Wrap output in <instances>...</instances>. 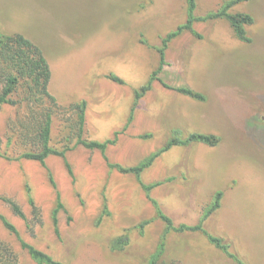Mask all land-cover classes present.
<instances>
[{
  "label": "rangeland",
  "instance_id": "1",
  "mask_svg": "<svg viewBox=\"0 0 264 264\" xmlns=\"http://www.w3.org/2000/svg\"><path fill=\"white\" fill-rule=\"evenodd\" d=\"M225 1L197 0L195 15L216 11ZM232 12L254 18L247 27L250 43L239 41L225 20L195 23L201 38L186 31L169 43L166 65L136 107L150 113L142 122L166 124L145 139L164 136L168 141L173 125L183 137L216 135L219 145L173 147L143 174L142 182H160L150 196L175 226L197 225L214 196L231 188L234 194L223 212V231L219 232L214 214L205 228L213 235L222 233L246 254L247 264H264V0L236 5ZM186 19V0H0V26L7 33L24 34L47 54L52 90L59 93L56 97L65 109L85 101L86 95L92 100L87 101L89 109L99 103L92 93L107 87L110 75L135 85L134 92L145 85L159 67L162 39ZM180 87L201 93L205 100L178 93L175 89ZM109 92L110 106L100 107L102 111L116 103ZM12 99L17 103L0 109V215L26 242L65 264H147L165 224L133 176L115 170L103 182L96 174L89 181L80 178L62 199L59 234L44 206L40 219L34 216L25 172L29 160L19 157L40 152L33 146L38 124L23 86ZM73 115L70 111L54 115L52 147L66 145L67 119ZM95 156L90 154L91 164ZM6 198L19 205L25 219L14 213ZM145 220L149 223L140 229ZM127 230L130 245L113 251L112 241ZM0 240L13 248L18 264H38L1 219ZM167 240L164 264L170 260L234 264L201 233H171Z\"/></svg>",
  "mask_w": 264,
  "mask_h": 264
},
{
  "label": "trees",
  "instance_id": "2",
  "mask_svg": "<svg viewBox=\"0 0 264 264\" xmlns=\"http://www.w3.org/2000/svg\"><path fill=\"white\" fill-rule=\"evenodd\" d=\"M250 0H226L224 4L216 11L210 12L202 17H197L195 11L197 8V0H186L187 4V19L185 24L179 26L175 31L169 33L162 39V45L158 48L160 57L159 67L153 72L149 81L136 89L134 92L135 103L132 112L136 110L139 101L152 89L153 82L157 80L158 74L162 71L166 65V50L169 43L182 35L184 32L189 31L196 35L198 38L201 36L195 32L193 26L197 22H208L215 20L227 21L237 39L243 43H250L251 39L248 36L247 27L254 23V18L247 13H234L232 8L236 5L248 2ZM108 78L118 84H125L124 80L115 75H110ZM52 79V71L47 58V54L31 39L22 33H7L0 26V109L3 105L11 104L14 105L17 102L12 99V96L23 86L26 96L29 98L28 101L31 104V112L34 115L37 132L36 137L33 139V146L40 149V152H28L23 154L19 159L32 160L46 164V159L51 156H59L66 159V154L69 151L74 150L77 146H83L89 150H99L104 155L108 166L111 170H117L122 174H133L137 177L141 183L142 188L147 193L150 200L153 202L157 218L162 220L165 224V230L160 237L159 243L155 252L148 259L147 264H164L165 255L167 251V239L169 234L185 233V232H198L206 236L210 244L215 248L222 251L228 258L232 259L235 264H245L241 258L231 252V247L225 239L217 237L211 234L206 228L205 223L210 216L216 212L224 199V192L219 191L213 199V202L205 209L200 222L195 226L180 225L175 226L172 219L168 217L161 209L157 201L153 200L150 196L151 191L160 185V182L151 185H146L142 182V174L149 169L153 163L163 153L169 151L173 147L177 146H189L191 144H204L210 147H217L220 143V138L213 134L204 133H192L187 137H183L179 131H175L172 138L166 143V145L152 154L150 157L144 159L138 165L133 167H123L118 164H112L106 157V150L108 146L114 145L117 141L118 133L116 138L108 140L106 142L93 141L85 137V116L87 110L86 101L71 103L68 109L61 107L58 100L50 93L49 86ZM164 86L168 87L164 84ZM178 93L187 97L193 98L197 101H204L205 97L191 88L180 87L175 89ZM32 103L35 105H32ZM35 108V109H34ZM38 108V109H37ZM41 108V109H40ZM37 109V110H36ZM58 111H70L74 115L70 121V125L67 126L68 133L65 141L66 145L62 149L54 148L51 146L52 136V122L54 115ZM132 119V117H131ZM152 135H146L144 138ZM66 166L71 174H73L70 164L66 161ZM51 181L55 186V182L51 177ZM29 203L33 209L35 217L40 219V208L37 207L33 199L31 190L27 187ZM13 209L14 213L21 218L25 219V215L22 212L19 205L11 199H4ZM64 209V205L61 201V197L58 194L57 204L53 211V222L56 227V233L59 234L58 229V214L60 210ZM105 211L107 207L105 206ZM6 229L16 235L21 243L22 249L26 250L30 257L38 264H65L62 261L56 260L46 252L36 248L34 245L26 242L20 235L17 227L11 223L5 216L0 215ZM149 222H144L139 226L140 229H144ZM131 238L129 230L123 235L116 237L112 241L111 249L113 251H123L128 245H130ZM2 253V254H1ZM2 255V256H1ZM18 256L13 248L0 240V264H18ZM170 264H180L177 260H170Z\"/></svg>",
  "mask_w": 264,
  "mask_h": 264
},
{
  "label": "crops",
  "instance_id": "3",
  "mask_svg": "<svg viewBox=\"0 0 264 264\" xmlns=\"http://www.w3.org/2000/svg\"><path fill=\"white\" fill-rule=\"evenodd\" d=\"M53 81L51 79L49 91L58 100L56 95H58L59 93L52 90ZM124 82L125 84H118L111 80L107 81L105 83L107 87L97 89L94 91V94L92 93V95L96 97L99 103H97L96 105L93 104V107H91V109H89L87 106L84 135L86 138L93 141L106 142L108 140L115 139L116 134L118 133L116 143L114 145L108 146L105 155L108 158V161L112 164H118L123 167H133L138 165L144 159L150 157L152 154L156 153L160 149H162L166 145V143L172 138L173 135L171 133L172 136L168 141H166L164 136L158 139L156 137L154 139L144 138L146 135L155 136L156 135L155 130H158L159 128L162 129L163 127L166 128V124L163 125V122L160 123L158 122L160 125H157V122L152 120L142 122L143 118H149L150 113L141 112L139 110H135L134 112H132L135 103V96H134V88L131 87H134L135 85L129 86V84H126L125 80ZM109 89H110L109 94H111L110 97L115 96L116 103L114 105H111V108H109L107 111H102L100 107L105 108L107 105H109L108 103L109 98L108 100H106ZM125 90H128L129 93H127ZM123 95L127 96L128 98H125ZM84 100L86 101V103L87 101L92 103V100H90L87 95L85 96ZM81 101L82 100L75 102H81ZM58 102L60 103L59 100ZM122 104L124 106L121 107ZM108 121H110L111 123L108 124ZM164 123H166V121H164ZM171 127L175 128L174 132L179 131L180 133H182L181 130H178L179 129L178 126L174 127L173 125H171ZM179 147H186V146H179ZM92 152L96 155L94 157L95 164H91L92 162H90L89 159L90 154H92ZM66 161L70 164L73 174L69 172L66 166ZM28 162L29 164L26 165L25 168V172L27 175V182H28L27 186L31 190L35 204L37 205V207L40 208V210L42 209L43 206L45 207L44 211L51 218L53 225H54L53 211L57 204L58 194L60 195L62 201L64 196L71 193L72 190L70 189V187L75 186L76 182L79 181L80 178L85 181H89L88 179H92L93 178L92 175L96 174L98 175L97 179L100 182H103L106 179L105 176L108 175L110 171H115L110 169V167L108 166V162L106 161L101 151L89 150L83 146H77L74 150L69 151L66 154V159L59 156L51 155L46 159L45 165L41 164L40 162L32 161V160H29ZM155 163L156 161L153 163V165ZM118 173L122 174L120 172ZM127 175L137 178L133 174H127ZM51 177L55 182V186L51 181ZM235 179L236 178H232V180L230 179V181H233ZM146 185H151V184H146ZM64 187L66 189H63ZM233 194L234 193L233 190H231V188L227 191V193H224V199L222 200L220 208L213 213L215 216V220L217 219L216 223L220 222L218 226L219 232L223 231L222 228L223 212L226 209L228 202L231 201V197L233 196ZM226 197H228L227 202L225 201ZM62 211L63 209L60 210L58 214V229L60 224L59 215ZM155 216L157 217L156 208H155ZM144 222H148V220H145L141 223ZM54 229L56 231L55 225H54ZM221 235L222 233L215 234V236L223 238ZM226 242L230 244L231 252L236 254L239 258H241V260L245 262V264H247L245 260L246 254L243 253L242 251L240 252L239 250H237L236 247L232 246L233 243L231 245V243L228 240H226ZM231 261L234 263L232 259Z\"/></svg>",
  "mask_w": 264,
  "mask_h": 264
}]
</instances>
